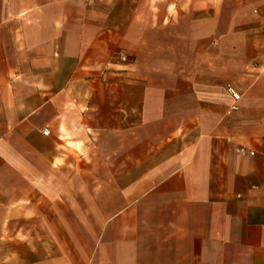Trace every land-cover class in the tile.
<instances>
[{
	"label": "crops",
	"instance_id": "obj_1",
	"mask_svg": "<svg viewBox=\"0 0 264 264\" xmlns=\"http://www.w3.org/2000/svg\"><path fill=\"white\" fill-rule=\"evenodd\" d=\"M248 1L145 35L144 0H0V264H264Z\"/></svg>",
	"mask_w": 264,
	"mask_h": 264
},
{
	"label": "rangeland",
	"instance_id": "obj_2",
	"mask_svg": "<svg viewBox=\"0 0 264 264\" xmlns=\"http://www.w3.org/2000/svg\"><path fill=\"white\" fill-rule=\"evenodd\" d=\"M249 3L248 0H144V19H145V35L150 32V28L157 26L158 24L166 25L170 18L176 20L184 15L187 11V20L191 21L193 19H198L201 14H210L215 6H221L224 11L228 7L233 5L245 6ZM160 4L159 12L157 11V6ZM154 5V8H153ZM169 5V6H167ZM167 6L166 9H164ZM187 8V9H186ZM202 8V9H200ZM203 10V11H201ZM165 11V12H164ZM159 15V17H158ZM154 24V25H152ZM153 26V27H152ZM146 38V37H145ZM156 39L157 36H155ZM153 39V40H156ZM149 42L152 43L150 39H145V44ZM121 61H126V54H121L119 56Z\"/></svg>",
	"mask_w": 264,
	"mask_h": 264
},
{
	"label": "built area",
	"instance_id": "obj_3",
	"mask_svg": "<svg viewBox=\"0 0 264 264\" xmlns=\"http://www.w3.org/2000/svg\"><path fill=\"white\" fill-rule=\"evenodd\" d=\"M235 108L236 107L234 106L232 109H235ZM43 133L44 134H47L48 133V130L47 129L43 130ZM240 150H242V149H240ZM249 153L252 154V155L254 154V152H252V151H250Z\"/></svg>",
	"mask_w": 264,
	"mask_h": 264
}]
</instances>
